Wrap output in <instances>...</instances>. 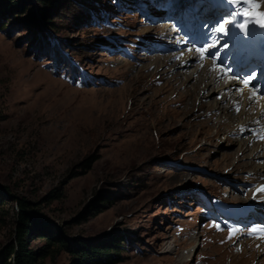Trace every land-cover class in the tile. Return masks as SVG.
Listing matches in <instances>:
<instances>
[{"label": "rangeland", "instance_id": "1", "mask_svg": "<svg viewBox=\"0 0 264 264\" xmlns=\"http://www.w3.org/2000/svg\"><path fill=\"white\" fill-rule=\"evenodd\" d=\"M142 1L146 10L137 0H31L7 11L0 1V253L16 243V200L25 199L33 220L57 229L72 249L120 237L117 264L264 262L263 240L256 242L263 235L219 229L199 194L240 200L227 183L264 181V159L252 151L260 144L236 127L261 115L263 98L246 116L232 108L233 119L209 109L223 92L194 99L184 75L202 64L180 69L187 56L155 53L173 40L151 18L161 10L185 20L187 7ZM235 19L224 17L217 31L229 35ZM27 244L38 251L46 240ZM53 254L42 264L81 260Z\"/></svg>", "mask_w": 264, "mask_h": 264}, {"label": "trees", "instance_id": "2", "mask_svg": "<svg viewBox=\"0 0 264 264\" xmlns=\"http://www.w3.org/2000/svg\"><path fill=\"white\" fill-rule=\"evenodd\" d=\"M2 2V0H0ZM15 0H6L7 10H22L25 8L31 0H25L19 7H9V3ZM37 3L44 6L54 5L53 0H36ZM13 12V11H11ZM6 12L5 14H7ZM92 14V12H91ZM8 192V190H5ZM2 198L0 197V209L2 205ZM18 208V223L16 232V243L11 245L3 252L0 253V264H42V260L52 255H58L62 252H67L73 256L80 257L79 263L75 264H117L118 258L112 257V248L117 246L121 238L118 236H111L105 242H101L98 245H88L83 242H78L76 248L72 249L64 238L60 236V232L50 225L37 222L33 220L29 214L31 204L25 199L16 200ZM41 237L46 240V245L38 251L29 249L28 240L31 237ZM111 240V242H110ZM107 246V244H110Z\"/></svg>", "mask_w": 264, "mask_h": 264}, {"label": "bare ground", "instance_id": "3", "mask_svg": "<svg viewBox=\"0 0 264 264\" xmlns=\"http://www.w3.org/2000/svg\"><path fill=\"white\" fill-rule=\"evenodd\" d=\"M262 4H263V9H264V0H262ZM186 67L191 68L192 66L189 64L185 65L183 63V65L181 64L180 69H184ZM178 69H179L178 67H175V70H178ZM184 76H185V78H184L185 83H186V81L187 82L190 81V79L194 81L193 85L191 86V91H192L193 98L196 100H200L202 98L205 100V98H207V99L211 98L212 96H214L216 94L220 95L221 92H225L228 90V93H226L222 96L223 102L216 101V102H214L215 106H213L214 105L213 103H209V107H210V108L208 107L209 109H214L215 111H220V110L222 111L224 109L223 112H227V116L228 115L230 116V117L228 116L225 118H232V114H235V111H236V110L235 111L232 110L233 105L235 102H238L243 107L242 112L240 113L241 117L247 115V109L246 108L249 107L250 103L252 102L251 99H249V95H251V91L248 88H242L243 90L234 89L232 91L233 83H234V86H236V87L239 85L238 83L233 82V81L231 84L226 85L224 82H222L221 85H218L219 79H218L217 73L212 70L211 66H207V65L203 66V68H199L196 71V74L194 76H192V78H190L191 76L189 74H185ZM181 82L182 81H180L179 83H181ZM216 85H218L219 91L215 90ZM210 88H211V91H210ZM201 91H205V93H206V91H210V92H207V94L204 95V97H200L199 92H201ZM241 94H242V96H241ZM237 98L240 100L238 101ZM230 99H231L230 103H228L225 107H222V104L226 101H229ZM261 102L262 103H260V102H258V103L262 104V106H263L264 105V98ZM259 109H260V107L258 106L257 110L259 111ZM251 124H252V121H247L246 123L243 122V123L237 124L236 127L237 128L242 127L241 129H243V127H248ZM221 128H223V127H221ZM228 131L233 132V129L229 128ZM259 148H260V146H257L256 148L253 147L252 151L257 152ZM263 156H264V154H262L258 158L264 159ZM261 240H263L262 246L264 247V235L259 240H257L256 242H260ZM255 244H257V243H255ZM253 251H255V250H253ZM192 252H193V247L191 248V251L189 253H187V257L185 258V260L189 261L191 259L190 257L192 256ZM260 253H262V252H260ZM195 254H196V252L193 255H195ZM257 262H258V264H264V262H261V263H259V261H257Z\"/></svg>", "mask_w": 264, "mask_h": 264}]
</instances>
